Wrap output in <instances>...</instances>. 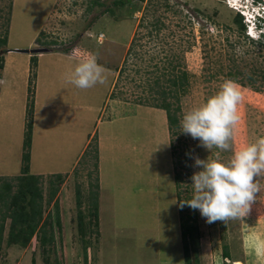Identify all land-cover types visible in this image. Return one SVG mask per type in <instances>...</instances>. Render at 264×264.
<instances>
[{
    "label": "rangeland",
    "instance_id": "374dc122",
    "mask_svg": "<svg viewBox=\"0 0 264 264\" xmlns=\"http://www.w3.org/2000/svg\"><path fill=\"white\" fill-rule=\"evenodd\" d=\"M94 1L0 0V36L11 3L7 43L0 50V176L20 173L30 118V169L43 176L44 217L54 212V199L45 203L52 176H62L55 194L61 228H53L49 251L42 254L36 238L24 248L2 243L0 264H185L180 215L197 226V264H264V175L257 178L256 201L241 219L207 223L199 210L180 208V200L191 198L192 174L202 170L193 157L214 159L217 150L209 152L183 134L179 123L170 134L164 111L136 103L157 97L151 89L155 80L167 86L172 74L185 71L190 86L179 94L180 122L231 80L242 95L231 140L232 151L239 150L264 137V39L253 41L239 30L234 17L247 16L231 7V0H124L121 6L116 0ZM255 5L260 12L263 4ZM40 48L51 52L39 58L17 52ZM59 52L95 55L107 82L83 90L66 83L77 62ZM230 72L238 74L233 79ZM97 136L114 147L115 160L108 158L104 166L103 191ZM232 151L220 153V159L227 162ZM96 182L98 187L92 186ZM96 192L97 227L89 204ZM224 247L229 260L222 257Z\"/></svg>",
    "mask_w": 264,
    "mask_h": 264
},
{
    "label": "clouds",
    "instance_id": "9594fccd",
    "mask_svg": "<svg viewBox=\"0 0 264 264\" xmlns=\"http://www.w3.org/2000/svg\"><path fill=\"white\" fill-rule=\"evenodd\" d=\"M232 2V3H231ZM230 6L245 16L246 34L252 40L264 36V2L238 0ZM263 4L260 12L255 4ZM241 4V5H240ZM246 10V11H245ZM106 69L97 62L95 55L80 60L65 75V82L77 89H88L107 82ZM242 100L238 86L231 80L222 83L219 91L200 105L186 112L179 122V131L199 141V145L211 152L217 150L216 158L193 157L194 166L202 170L191 176V198L180 200L179 207L187 205L199 210L207 223L241 219L246 216L260 192L257 178L264 175V137L232 151L233 129L240 121L238 105ZM232 151L227 162L220 153ZM232 262V261H231Z\"/></svg>",
    "mask_w": 264,
    "mask_h": 264
},
{
    "label": "trees",
    "instance_id": "16d2710c",
    "mask_svg": "<svg viewBox=\"0 0 264 264\" xmlns=\"http://www.w3.org/2000/svg\"><path fill=\"white\" fill-rule=\"evenodd\" d=\"M130 1V0H126ZM143 1V0H139ZM124 0H116L113 2L115 6H121L124 4ZM96 5H101L102 3L98 0L92 2ZM8 11L6 13V18H3L5 23V31L0 36V50L7 43V30L9 27L10 12H11V3L8 6ZM1 19V17H0ZM233 22L237 25L240 31L245 33V26L243 23V18L240 14H236L233 19ZM260 39H264L262 36ZM257 39L255 41H258ZM254 41V40H253ZM30 62L32 65H36V59L34 56H31ZM3 59L0 57V69L2 66ZM175 66L172 67L174 69ZM122 68L114 69V72H117V77L122 72ZM238 74V73H236ZM235 73H229L230 76L235 78ZM116 77V80H117ZM264 79V73L261 76ZM247 79L251 82L253 74L247 76ZM116 80L114 82L113 88L116 87ZM159 80H155L154 84L156 88L153 89V93L157 95L151 96V100H146V98H138L136 103L139 105L149 106L155 109H160L164 111L167 128L170 134L173 133V129L178 126L179 120L177 113L180 110L178 101L179 94L184 93L190 86L189 76L187 72L180 70L176 74H172L170 78L167 79L168 85L162 86L159 85ZM115 94L113 90L110 95V99L113 98ZM173 100V101H172ZM151 101V102H150ZM28 115L31 117V111H28ZM31 134H32V119L28 120L26 126V132L24 133L23 146H22V167L20 173L16 176H0V251L2 248V243L5 246H19L20 248L26 247L32 238H36L40 248L42 249V254H45L49 251L50 246L54 243L55 235L53 228L56 227L59 232L60 226V217L58 209V201L55 198L57 192L56 183L62 178L61 174H54L52 177L54 180L50 181V192L45 203L50 204L54 207L53 214H48L43 216V195H42V185L41 181L43 179L42 175H34L29 173V163H30V146H31ZM174 179H178V175L174 176ZM92 186L98 187L97 182ZM90 205L94 210V217L97 227V192L91 193L89 196ZM9 221L8 230L6 233V239L4 237L5 223ZM81 223V222H80ZM48 227V228H47ZM179 228L180 236L183 250V260L185 264H191V251L194 255H197V246H198V230L197 226L194 224V220L190 217L179 216ZM191 244L193 247L191 248ZM85 254V253H84ZM222 257L224 259H230L231 255L227 250V247H224L222 250ZM47 263V259H45ZM85 263L87 259L84 258ZM195 264H197V256L194 258ZM34 263V260H32Z\"/></svg>",
    "mask_w": 264,
    "mask_h": 264
},
{
    "label": "crops",
    "instance_id": "0c3cea01",
    "mask_svg": "<svg viewBox=\"0 0 264 264\" xmlns=\"http://www.w3.org/2000/svg\"><path fill=\"white\" fill-rule=\"evenodd\" d=\"M97 39V38H96ZM98 42V41H97ZM103 42V41H102ZM36 43V41H34L32 44L34 45ZM99 43V42H98ZM101 43V42H100ZM100 45V44H99ZM35 46V45H34ZM45 49V48H44ZM48 53L49 52H51V51H47ZM56 53H58L57 51H55ZM8 53H10V52H8ZM46 53V52H45ZM60 53V52H59ZM84 53H87V52H85V50L82 52V55H84ZM60 54H63V55H66L67 56V58H69V60H71V61H73V64H75L76 62L78 63L80 60H82V59H86V58H82V57H80V56H78V57H75V56H70V55H68V54H66V53H60ZM40 55H42V53H40V54H37V58H39V56ZM31 57V56H30ZM75 62V63H74ZM36 63H37V61H36ZM37 69H38V64H37V67H36V78H37ZM112 86V82H111V84H110V87ZM36 92H37V90L35 91V94H34V108H35V106H36V102H37V99H36ZM110 89H109V91H108V94H110ZM108 122H110V121H108ZM113 122V121H112ZM99 124V122H97L96 123V126ZM91 138H92V134L89 136V140H88V142L85 144V146H87V145H89L90 144V140H91ZM107 139L108 138H105V137H102V136H97V141H98V163H97V166H98V185H100L99 187H100V189H102V191H103V188H104V186H103V184H104V166L106 165L105 163L106 162H108L110 159H114L113 157H111V147H113V143H112V145H110V147H107L106 146V141H107ZM114 148V147H113ZM108 158H110L109 160H108ZM115 160V159H114ZM30 161H31V157H30ZM31 172V173H30ZM29 173L30 174H35V175H37V174H40V175H42L41 173H34L31 169H30V163H29ZM44 175V174H43ZM101 199H102V196H101ZM180 240H181V236H180ZM234 261V260H233ZM232 261V262H233Z\"/></svg>",
    "mask_w": 264,
    "mask_h": 264
},
{
    "label": "water",
    "instance_id": "95a60500",
    "mask_svg": "<svg viewBox=\"0 0 264 264\" xmlns=\"http://www.w3.org/2000/svg\"><path fill=\"white\" fill-rule=\"evenodd\" d=\"M9 51H12V50H9ZM48 50L47 49H44V48H40V49H32V50H17V52H20V53H30V54H40V53H45L47 52Z\"/></svg>",
    "mask_w": 264,
    "mask_h": 264
},
{
    "label": "built area",
    "instance_id": "2783aa9c",
    "mask_svg": "<svg viewBox=\"0 0 264 264\" xmlns=\"http://www.w3.org/2000/svg\"><path fill=\"white\" fill-rule=\"evenodd\" d=\"M97 37H98V41H100L101 38L103 39V34H99Z\"/></svg>",
    "mask_w": 264,
    "mask_h": 264
}]
</instances>
